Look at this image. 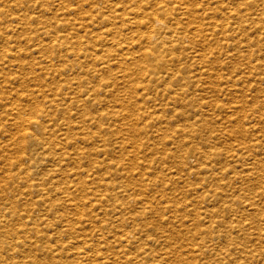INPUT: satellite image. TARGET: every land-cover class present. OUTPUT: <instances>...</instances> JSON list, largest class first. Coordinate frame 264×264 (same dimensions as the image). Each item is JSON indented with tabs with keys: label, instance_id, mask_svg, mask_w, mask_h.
Listing matches in <instances>:
<instances>
[{
	"label": "bare ground",
	"instance_id": "bare-ground-1",
	"mask_svg": "<svg viewBox=\"0 0 264 264\" xmlns=\"http://www.w3.org/2000/svg\"><path fill=\"white\" fill-rule=\"evenodd\" d=\"M56 1L57 6L61 9L59 15L72 16L58 18L55 21H51L48 17H46V12L44 11L42 14V9L39 8L40 5H54L51 0H40L39 2L38 0H13V3L11 4V7L13 8L12 13L21 12L20 16L10 13L8 14L10 16L16 17L29 16L28 21L19 22V20L12 18L4 20L2 18L0 19V107L3 109V111L0 112V143L4 142L1 144L0 150L11 145V149H14L15 153V157H13L15 159L9 160L5 158L3 160L4 166L1 164L2 167H0L1 172L3 173L1 175L2 183L0 184V264H171V262H175V260V264H178L180 260L186 258V256L182 255L183 250L179 248L184 246H182L180 242L176 241L182 237V235H179L177 239V234L182 230L180 229L179 231L178 229L176 234H168L169 232L167 233L169 235L168 239L170 242L166 244V249H164L166 245L163 242L168 235L165 234L166 237L164 239L162 238L163 236H160L163 239V242L162 240H160L161 242H158H160V245L164 247L161 250V254L158 252V249L160 248H157L155 251H157L158 254H156L153 253L154 248H151L153 252L151 249H147L151 246L145 247L142 245V242L136 243L138 241L144 240H141L142 238L140 239L139 235L136 233L133 235V231L131 234L129 233V231H131L129 230V227H132L131 229H133L134 232L137 230L138 232L140 231L139 229L136 230L133 227L135 225L133 223L135 218H131L132 223L134 224L133 225L129 223L131 226L129 224L127 225L126 221L124 222L122 219L119 220L121 222L117 224L114 223L115 225L111 224V228L114 229L113 235H111L115 241V244H111V239H105L107 237H105L101 232L102 230L98 232L99 234L96 233L97 235L95 233L89 234L90 236L88 237V240L90 241L87 243V237L85 236H87L89 232L85 231V234L82 232L83 230L79 231L78 229H80L82 226H76L73 221L79 223L81 216L84 214V212H87L86 210L84 211V208L87 206L84 207L83 205L92 198L88 200V197H86L88 192L86 191V194H82V191L85 189V181H88L93 177H90L92 173H86V175L83 177L77 174H83L85 170L84 165L89 160L91 161V152L102 154L103 150H105V147L110 145L118 148L120 147V150L122 151L125 150L126 152L130 153L134 152L136 154L133 155L134 158L135 156L136 158L139 157L137 155H139L141 149L135 150V146H137V142H135V140H138L139 138L133 139L136 137L135 132H133V134L131 133L132 136L135 135L134 137H130L131 141H133L131 144L125 145L123 140L124 137L122 136L124 133L126 135V132H130L126 130H131V132L137 131L133 124L135 125L138 119L149 121L147 125L150 124V122L155 125L157 124L155 130H153L152 137L156 138L159 136V132L162 131V127L164 125V120H159V116L153 117L152 114L154 113H148L149 110H146L147 106L145 107V111H142L143 108L140 109L139 107L141 110L140 113V110L137 108L139 105H137V113H140V118L138 119L131 118L133 116L135 117L136 115L133 112L134 108L132 109L131 107L130 109H127L130 106H136L137 98L139 97L138 95H141V97H143V101L147 102L144 99L146 96L140 92H142L146 86L148 87L150 83L158 85L160 81L164 80L159 76L168 77V79H173L172 77H174L177 81L178 79H183L184 81L185 79H188V81H192L196 74H207V72H209L210 68L207 64H203L201 66L199 65L205 60L211 61V57L209 55H211L213 52L218 53V57H220V55L223 56L220 61H218L219 68L217 67V69H226L228 67L227 60H230L233 55L242 54L240 56L243 58L240 60V63H242L244 59L247 62V66H244V69L250 72L252 70H261L260 72H264V59L260 62H255L258 55L261 53L264 54V46L259 45L258 48L253 49V47L257 46V43L259 44V42L264 44V0H241L242 2L240 1V6H242V8L235 5L232 6L233 4L229 5L228 3H220L221 5L217 4L206 7V12L201 11L202 8L200 7V2L203 0H118L116 2L114 0H95L94 5L89 4L88 1L85 2L82 0L81 3L77 4L76 6H71V1L74 0ZM231 1H235L236 3L238 2L239 4V0ZM250 7L252 9L254 8V11L252 9L248 10ZM33 13L38 14L32 15ZM8 14L4 9V5H0V15L8 16ZM40 17L43 18L42 20H45L46 18L48 20H41L42 25L31 26V24L36 20L33 18ZM10 21L15 22V25H13L14 30L18 31L19 35L8 36L9 32H14L13 29L8 27V22ZM21 22L25 23L21 24ZM250 26L259 32V34L256 36L253 47L249 46L248 41L244 44H241V39H248L246 33H248L247 28ZM24 34L27 35L22 38L24 43H10L12 41L10 38L20 40L17 37ZM210 42H213L214 45L211 46ZM244 47H247L248 49H243ZM204 49L208 50L203 51ZM246 51L248 52L247 54ZM174 53L177 55H172L169 57L170 54ZM167 55L168 58H166ZM245 55H249L250 57H245ZM26 57H29L30 59L25 60ZM129 59H132L133 62L136 61L138 63H136L134 66H130L126 63V61ZM191 62L195 63V67L197 64V66L201 69L192 68ZM262 64L263 66H261ZM169 66L174 68V72L166 70L169 68ZM238 70L239 68L237 71ZM237 71L235 72L237 73ZM239 71H241L239 74L243 73L241 69ZM242 77L243 76L239 78L243 79ZM239 78L236 80L233 78V80L237 82ZM258 78H260V76ZM179 81L180 83L182 82V80ZM235 81H232V83H235ZM180 83H178V86ZM118 85H122V88L124 89L119 90L120 87ZM171 89L173 90V87H171ZM179 89H182V86H180L178 90ZM162 90L165 89L163 88ZM5 91H8L9 94L3 95ZM121 91H123V96L119 97L118 93ZM159 91L160 90L158 89V92ZM161 93L163 92L161 91ZM165 96L168 97L167 92L165 93ZM159 105L161 107L162 104ZM149 107H151V105ZM165 107L163 106L160 110H165ZM257 121L258 120H256V122ZM205 122L208 124V120ZM144 124L141 126H144ZM165 124L167 125V123ZM182 124L177 130L173 128L171 129L174 130V133H181L180 131H182L184 135H187L188 137H191L194 135V133H197L194 128L187 129L185 128L186 125L182 126ZM130 126H132L131 128L134 127L133 130L129 128ZM167 126L163 128H167ZM209 126H211V124ZM254 126L256 125H252V127ZM209 128L211 129V127ZM187 131L191 133L186 134ZM138 132L136 133L138 134ZM140 133H142V131H140L138 135H140ZM204 133H206V131ZM211 133H209L207 138L205 136V140H203L199 135V139L201 138L203 142H205L203 145L199 144L201 142L198 140L194 141L193 144L191 141V147L184 149L183 151L178 152L177 155L173 156L176 158V162L173 160L174 164L177 163L178 166L185 165L183 167L189 168L187 165V160L189 157L188 154H193L196 159V166L195 169H190L192 170L193 174L192 178L191 172L187 171L185 173L187 177L184 178L182 176L183 178H181L178 176L180 177L178 179L179 181L184 180L183 183L185 185L187 184L186 190L188 194L192 193L193 195L199 193L201 190H204L205 194L203 196H209V199H213L218 195H222V193H218L223 190V188L220 190L221 188L219 189L218 186L214 187L216 180L214 182L213 180L217 179L216 173L219 174L221 171L217 170L216 172L218 166L216 161L218 153L216 150H212L216 135L213 134V132ZM117 134L120 136L118 135L119 137L116 138L115 135ZM227 136L230 137L229 134H227L225 137L226 139ZM181 139H184V137ZM181 141H183V144L189 142L188 139ZM80 142L82 144H80ZM134 142L136 145L133 146ZM68 143H70L69 145L71 146H68L69 148L66 147ZM86 143H90L93 146L89 147L90 145H86ZM140 143L138 144L140 145ZM179 143L182 142L179 141ZM144 144L145 142L143 145ZM146 144L145 146H142L145 148ZM229 145H231L230 141ZM240 146L238 149H241ZM6 149L9 148L7 147ZM110 149L111 148H109V150ZM151 149L153 150V148ZM109 150L107 149L106 152ZM245 150H248V148L246 149L245 147ZM68 152L76 155V161H71L69 165H71L72 162H75L74 165H71L68 168L64 167L62 170L61 166H66L67 160L69 159ZM112 152L113 151L111 150V154ZM147 153H150V151ZM120 155H123L122 152ZM106 156L104 157L107 158ZM128 156L126 158H128ZM71 157L70 159H72ZM145 157L147 160V156ZM145 157L143 158L145 159ZM93 158L95 157L93 156ZM105 158L103 159L101 157L100 159H103L104 161L108 159ZM112 159L113 157L110 159L111 162H113ZM144 159L143 162L145 161ZM117 163H119L118 160ZM220 163L221 162H218V164ZM251 163L253 164L254 162L252 161ZM87 164L89 165L90 163ZM111 164L114 165V163ZM91 165L93 166L94 164L92 163ZM136 165L135 168L137 167ZM37 166L39 167L38 169H36ZM92 166H90V171ZM105 166L107 167V164ZM124 166L125 165H123V168ZM183 167H180L181 170H184ZM261 167L263 166L261 165ZM118 168L117 171L119 170ZM99 169V164L94 165L93 173H96ZM181 170L180 172H183ZM101 172H103V170ZM105 172L107 171H104L103 174H107L108 176V173ZM98 174L100 177V173ZM123 174L126 175L125 173ZM262 174H264V172ZM71 176L73 177L71 178ZM94 176L96 175L94 174ZM164 177L162 180H164ZM110 178L111 177H108L106 179ZM113 178L115 177L113 176ZM218 178L220 179V175ZM96 180L98 181L97 177ZM175 181H177V179ZM178 182H176V184ZM108 184H110V182ZM106 185L105 187L107 188L108 186ZM126 186L128 187V185ZM129 189H131V187ZM134 190L132 192H137ZM119 191L122 193V196H125L128 193L127 189L124 187L119 189ZM109 192H107L106 195H108ZM112 193L114 194V192ZM224 193L226 194V192ZM164 194L165 192L161 191V196L164 197ZM54 195L55 197H53ZM91 195L94 197V204H92L93 202L89 203L88 207H92L93 205H101L103 199L106 198L105 195L102 197L99 192L98 194L91 192ZM128 196H130L129 193ZM161 196L159 195L158 198ZM199 196L201 195L199 194ZM11 197L14 199H11ZM140 197L139 195L136 197L135 194L134 198H139L136 199L139 202ZM123 198L125 199V197ZM115 199L118 201V198H113V200ZM119 199H121V197ZM19 200H21L19 203L12 204L13 201ZM55 200L58 202L57 206L67 210L70 209L72 216H75L74 219L70 216V214H68V216L63 210V213L59 212L60 214L58 215L57 210H53L55 207ZM110 201L111 200H109V202ZM164 201V204H162L161 200L156 199L153 196V198L147 201V203L143 202L146 203L145 206H142L144 210H141L144 211V213L139 212L140 216L141 213L143 214L142 216L144 220H142L146 222V220H148L147 218H151L152 213L161 215L160 213L163 214L168 212L170 215L177 211L178 207L175 205L177 200H173V202L169 204H167L169 201L167 198ZM118 204L120 205V203H114V209L118 206ZM194 204L192 206H194ZM244 204L246 203L244 202ZM127 205L128 204L126 202V205L123 204V207ZM184 206L185 205L182 207ZM97 207L99 208V206ZM186 207L187 205L184 207L185 209H183L186 210ZM203 207L204 206H202V208ZM250 207L252 208V206ZM119 209L123 210L120 207ZM202 210H204L203 213L206 212V208ZM53 211H56V216L52 213ZM112 211L110 210L109 213ZM123 212L124 211H122L120 214L123 215ZM214 212L216 211L214 210ZM130 213L131 212H129V214ZM112 214L109 215L111 216ZM176 214L177 213H175V215ZM133 215L134 213L132 216ZM153 215L155 216V214ZM104 216H106V214ZM104 216L99 218H102L103 220L105 218ZM110 216H108V220L111 218ZM214 216V220L206 219L208 220L207 226L209 227H203V229H205L204 231L210 232L209 230L211 228L213 229L219 225L221 228L222 225L224 226V220L221 219L223 216L221 215L218 220H216V218H218L217 214ZM165 217H167V215ZM203 217L206 216L203 215ZM203 217L201 218L200 215V218L205 220ZM200 218L195 219L199 221ZM113 219L117 218H114L113 216ZM113 219L111 218L110 220ZM127 219L129 218H126V220ZM158 219L156 218V221ZM13 220L16 222L11 223ZM142 220L141 222H138L137 220V222L142 223ZM50 221L52 225L50 229L51 231L47 230L46 228L48 222ZM89 221L92 220L90 219ZM103 221L105 222V220ZM114 221L116 222V220ZM156 221H154V228L152 227V230L157 228L160 231L163 223L160 220H158V222ZM164 223L168 224L169 222L164 221ZM194 223L198 224V222L195 221ZM226 223L228 222L226 221ZM236 223L238 225L240 222L238 221ZM90 224L91 223H89V226H91ZM79 225H81V223ZM100 225H98V230L102 228L105 229L104 226ZM170 225L172 224H169V226ZM191 225L192 227L190 225L189 226L193 228V223H191ZM241 225L243 226L245 223H242ZM248 225L249 224H247L246 228H250ZM98 226L91 228H97ZM228 226L229 225H227V227ZM106 227H108V225ZM109 227L107 228L108 230L111 229ZM171 227H173V225ZM219 228L220 227H217V230H219ZM145 229L146 227H144L143 231L146 232L148 228L146 230ZM197 229L199 230L200 227L197 228L196 225L195 230ZM222 229L224 230V228ZM195 230L193 229V231ZM143 231H141L142 234H147L143 233ZM161 231L163 230L161 229ZM193 231H191V233ZM200 231L202 230L200 229ZM187 232L188 234H191L190 230ZM187 232L185 234H187ZM197 232L195 231V233ZM73 233L75 236H73ZM181 233H183V231ZM211 233H209L210 235H207V238H204L208 240L205 241V244L203 243L202 245H198V242V244L196 242L194 243L196 244V247L191 248L190 257H192L191 260H187L188 258L186 259L187 264H196L195 262L200 260V258L196 260L195 257H200L202 247H204L205 250L210 253L211 256H208L211 260L210 263L245 264L244 261L236 260L241 258L235 257L236 259H234L233 254L240 253L244 254L241 255L243 258L249 257L251 253L249 250L250 248L247 249L248 247L246 246H239V244L231 242H226L227 244L225 243L221 245L220 241L224 236L218 235L216 231V235L213 234V232ZM63 234H65V238L62 237ZM81 234V239L84 241L80 244H86V246L83 245L85 248L82 247V250L80 248L82 245L79 246L77 244L79 241L77 240V242H75L76 237H80ZM148 234H150V232H148ZM158 235L159 234H157V236ZM161 235H164L163 232ZM157 236L155 238L156 240L159 237ZM145 237L146 236H144V238ZM204 237L206 236L204 235ZM225 237H227V235H225ZM170 238L174 240H171ZM188 239L189 238H187V240ZM165 242L167 243V241ZM206 242L208 243L206 244ZM99 244H102V246L108 244L110 247H104L107 249L110 248L111 252L110 250L109 253H106L105 251L101 252L100 250L103 247L100 246V248ZM187 245L188 244H186V247ZM186 250L188 251V249ZM90 252H93L94 254H91ZM203 253L204 252H202V255ZM188 254H190V252ZM91 256L93 257L91 260H89ZM205 256L203 255L202 257ZM98 258H100L101 261H93H96ZM255 260H257V258H255Z\"/></svg>",
	"mask_w": 264,
	"mask_h": 264
},
{
	"label": "rangeland",
	"instance_id": "rangeland-1",
	"mask_svg": "<svg viewBox=\"0 0 264 264\" xmlns=\"http://www.w3.org/2000/svg\"><path fill=\"white\" fill-rule=\"evenodd\" d=\"M39 1L40 0H38V2ZM81 1L82 0L71 1V6H76L77 4L81 3ZM84 1L85 2L88 1L89 4L94 5V1L95 0H84ZM114 1L116 2L118 0H114ZM226 1H228V2H226ZM240 1L241 0H239V4H238V2L236 3L235 1H231V0H203L202 2H200V7L202 8L201 11H204V12L207 11L206 7L217 5V4L221 5L220 3H223V4L224 3H228L229 5L233 4L232 6L235 5V6H239L240 8H242V6H240ZM51 2L54 5H49V6L40 5V7H39L40 9H42V11H41L42 14L45 11L46 12V17H48L51 21H55L58 18H64V17L72 16V15H66V16L59 15V12L61 11V9L57 6V1L56 0H51ZM12 3H13V0H0V5H4V9L6 10L7 14L10 13V14H13V15H19L20 16L21 12L12 13V11H13L12 10L13 8L11 7ZM251 9H252L251 7L248 8V10H251ZM207 13H209V12H207ZM37 14L38 13H33L32 15H37ZM54 14H56V15H54ZM1 18L3 20L12 18V19H15V20H19V22H20V21H28L29 16L16 17V16H10L8 14V16L0 15V19ZM33 19H36V20H35V22H33L31 24V26L42 25L41 24L42 21L48 20L47 18L45 20H42L43 19L42 17L33 18ZM23 23H25V22H21V24H23ZM13 25H15V22H12V21L8 22V27H10V29L14 30V26ZM247 31H248V33H246V35H247L249 40L243 38V39H241V44H244V43H246L248 41L249 46L253 47V45L255 43V40H256V36L259 34V32H257L256 29H254L252 26L247 28ZM10 35L17 36V35H19V32L14 30L13 33H10V32L8 33V36H10ZM25 36H27V35L24 34V35L18 36L17 38L20 39V40H15L14 38H10V39H12V41L10 43H15V42L24 43V40L22 38H24ZM210 43H211V46L214 45L213 42H210ZM259 45L260 46H264V44L259 42V44L257 43V46H254L253 49L258 48ZM243 49H248V48L244 47ZM207 50L208 49H204L203 51H207ZM243 53H245V52H243ZM247 53L248 52L246 51V54ZM172 55H177V54L176 53L170 54L169 57H171ZM240 55H242V54L233 55V57L230 60H227L228 67L226 69H221L220 70V69H217L218 63H219L218 61H220V59L223 56L220 55V57H218V53L213 52L211 55H209L211 57V61L210 60H205L202 64L199 65V66H201L203 64H207L208 65L210 70H209V72H207V74L206 73L196 74L192 81H188V79H185L187 84L185 83V81L183 79H178V81H177V80H175L174 77H172L174 79L173 80V79H168V77L159 76V77L163 78L164 80L160 81L158 85L150 83L149 84L150 88H149V86L148 87L146 86V88H144V90H142V92H140V93H143L144 96H146L144 99L148 103L143 101V97H141V95H138L139 97L137 96L138 98H137L136 106H130V107L127 108V109H130L131 107H132V109L134 108L133 112L136 115H138V116L135 115V117L133 116L131 118H136V119L140 118L139 117V114L141 113L140 109L143 108L142 111L143 110L145 111V107L147 106L146 110L147 111L149 110L148 113H154V114H152L153 117L159 116V120H162V121L164 120L163 124L165 126H167V125L168 126H167V128H163V127H165L163 125L162 131H161L162 133L159 132V136L156 137V138L152 137V134H153V130H155L157 124L155 125L152 122H150V124L147 125V123L149 121H145L144 120L145 121L144 122L142 119H138L136 124L135 125L133 124V126H135V129L137 131H132L131 132V130H126V131H130V132H126V135H125V133L122 135L124 137L123 140H124V144L125 145L131 144V142L133 143V141H131L130 137H134L135 135H136V137H134L133 139H136V138L139 137L138 140L137 139L135 140V142H137V146H135V150L141 149L140 150L141 152L139 153V155H137V156H139V157H137L138 160H137L136 156L134 158L133 155H136L134 152L130 153V152H126L125 150L122 151V150H120L121 149L120 147L119 148L118 147H114L113 145L105 147V150H103L102 154L91 152V154H90L91 161L89 160L87 163H90L89 164L90 166H92L91 165L92 163L94 165L99 164V166H100L99 170H101V171L103 170V172L107 171L105 173H108V176H107V174L104 175L103 172H101L99 170L96 173L95 172L93 173L94 165L92 166V169H91L92 172H91L90 171L91 167L87 163L84 165V167H85L84 169L85 170H84L83 174H81V173L77 174V175H81L83 177V176L86 175V173H92V175L90 177H93V178H90V180L85 181V189L83 190L84 192L82 191V194L83 193L86 194L88 192V194H86V197H88V200L90 198H92V199L89 200L90 202L88 201V202H86L83 205L84 207L87 206V207L84 208V211L86 210L87 212H84V214H83L84 216L85 215L86 216L84 217L82 215L81 218L82 217L83 218H82V220L80 218L79 223H77L76 221H73V223L76 226H79V227L82 226L80 229H78L79 231L83 230L82 232H84L85 234H86V232H89L87 234V236H85V237H87V243L90 241V240H88V237L90 236L89 234H94V233L95 234L96 233L99 234L98 232L100 230H102L101 232L104 234L105 237H107L105 239H108V240L111 239L112 240L111 244H115V241H114V239L112 237L114 229L111 228L112 227L111 224L115 225L114 223L117 224V223L121 222L119 220L122 219V221H124V222L126 221L127 225L129 223H131V224L134 223L137 226L136 227L133 224L134 225L133 226L134 229H136V230L139 229L140 230L139 231L140 234H139L138 230L137 231L135 230L136 232H134V230L131 229L132 227L131 228L129 227V230H131V231H129L130 234L133 231V233H132L133 235H135V233H136L137 235H139L140 239L142 238L141 240L144 239L143 240L144 242L143 241H138L136 243H141L142 242V245L145 246V247L151 246L150 248H147V249L149 250L151 248L152 249L154 248L153 249L154 252H153L152 249L151 250H152L153 253H156V254H158V252H160V254H161L162 253L161 250L164 247V246L162 247V245H160V242H161L160 240H162V242H163V239L166 237V235L174 234V233L176 234V232H178V229H179V231L181 229L184 234L181 233L182 231L179 232L180 234L179 233L177 234V239H178L179 235H182L183 238L180 237V239H178L176 241L180 242L182 244V246L185 247V249H184V247H179V248L181 250H183L182 255L186 256V258H184L183 260H180V262L178 261L179 262L178 264H181V263L187 264L186 259L188 258L187 260H191V257H192V256L190 257L191 248L196 247V244H194V243L198 242L199 243V244L197 243L198 245H202L203 243L205 244V241H208V240L204 239V238H207V235L209 233H211V232H213V234H215V235H216V233H218V235H223L224 236V237L221 236V237H223L221 239V241H220L221 245L225 244L226 242H228V243L231 242V243L239 244V246H246V247H248L247 249L250 248L249 250L251 251V253H250L249 257L243 258L241 255H244V254L235 253V254H233L234 255V259L241 258V259H236V260L244 261L245 264H264V230H263L264 229V174H262L264 172V72H260L261 70H256V71L252 70L250 72V71L244 69V66H247V62L244 59V61L242 63H240V60L243 58ZM245 57H250V56L249 55H245ZM166 58H168V55L166 56ZM29 59H30L29 57L25 58V60H29ZM263 59H264V54L261 53L260 55H258V57L255 60V62H258V61L260 62ZM180 62H181V60H180ZM126 63L128 65H130V66H134L138 62H136V61L133 62L132 59H129V60L126 61ZM194 64L195 63L191 62V67L198 69L199 67L197 66V64H196V67H195ZM261 66H263V64ZM238 68H239V70L241 69L243 71L242 74H239L241 71H239V70L237 71ZM199 69H201V68H199ZM166 70L174 72V68L172 66H169V68L166 69ZM235 71H237V73ZM236 74L240 75V76H237ZM257 75H258V77L260 76V78H258ZM241 76H243L242 77L243 79L239 78ZM233 78L235 80L237 78H239V79L236 82L235 80H233ZM261 78H263V79H261ZM136 79H134V80H136ZM256 79H258V80H256ZM172 80H173V82H172ZM179 80H182V82L180 83ZM232 81H235V83H232ZM178 83H180L179 86H178ZM118 86L120 87L119 90L124 89V88H122V85H118ZM180 86H182V89L178 90V88ZM162 87L166 91L162 90L163 89ZM171 87H173V90L171 89ZM158 89L160 90L159 92H158ZM139 90H140V88H139ZM161 91L163 93H161ZM122 92L123 91L120 92L121 94L118 93L119 97L123 96ZM166 92L168 93V97L165 96ZM8 94H9L8 91H5L3 95H8ZM149 104L151 105V107H149L150 106ZM159 104H162L161 107H160ZM137 105H139V106L137 107ZM140 105H142V106H140ZM152 105H153V110H152ZM165 105H166V107H165ZM163 106L165 107V110L164 109L160 110V109H162ZM117 107H119V106H117ZM136 107L138 109L140 107V109H139L140 113H137V108ZM2 111H3V109H1V107H0V112H2ZM212 114H213L214 117L212 116ZM211 116H212V119H211ZM209 118H210V120H209ZM139 120H141L143 123L141 121H139ZM177 120H178L179 123L177 122ZM204 120L205 121L208 120V124ZM252 120H254L255 122H256V120H258L257 121L258 123L257 122L255 123ZM182 122H183V124H182ZM165 123H167V125ZM180 123L182 124V126L183 125L189 126V127L185 126V128H187V129L188 128L189 129L190 128H194L197 133H194V135L191 136V137H188L187 135H184V133L182 131H180V132L183 133V134H181L179 132H177V133L175 132L174 133L173 129H175V130L179 129L180 128L179 126H181ZM209 123L211 124V126H209L210 125ZM143 124H144V126H141ZM254 124L256 126L252 127V125H254ZM174 126H176V127H174ZM208 126L211 127V129ZM131 127L132 126H130L129 128L133 130L134 127L133 128H131ZM138 127H140V128H138ZM171 128H173V129H171ZM140 129H142V130H140ZM144 129H145V131H144ZM149 130L152 131V132H150ZM138 131L139 132L142 131V133H140V135H138L139 134ZM205 131H206V133H204ZM210 131L213 132V134L216 135L215 142H214L213 147H212V150H216V152L218 153V156H217V159H216L217 165H218L217 169H216V172L218 170V171H221V173H222V174L221 173H219V174L216 173V178L217 179L213 180V182L216 180L215 183H214V187L218 186L219 189L221 188L220 190H222V188H223L222 191L218 190V191H220L218 194L222 193L223 196L220 195L221 196L220 197L218 195V196H216L213 199L211 197H210L211 199H209V196L205 197L206 195L203 196L205 194L204 190H201L199 193H196V194H193V195H192V193H189V194H191V195H189L187 190H186V188H187L186 185L187 184L185 185L183 183L184 180L183 181L182 180L179 181V179H178L180 177L181 178L187 177L185 175V173L187 171L191 172V178H192L193 174H192V170H190V169H192V168L195 169V166H196L195 165L196 164V159H195V157L193 156L192 153L188 154L189 157H188V160H187V165L189 166V168L188 167L187 168L183 167L185 165H181L183 167V169H184V170H181V168H180L181 166L180 165L178 166L177 163H175L176 164V168L178 169L177 170L175 168V164L173 163L174 161L176 162V158L173 157V156L177 155L178 152L183 151L184 149H187V148L191 147L194 141L198 140V141L201 142L199 144L203 145V143H205V142H203V140H205L207 138V136L209 135V133H211ZM133 132H135L134 136L131 135V133L133 134ZM136 132H138V134ZM127 133H130V134H127ZM147 133H148V135H147ZM190 133L191 132H189V131L186 132V134H190ZM226 133L229 134V136H230V137L227 136L228 140L225 138L226 135H227ZM118 135L119 134L115 135L116 138L120 136V135L119 136ZM199 135L201 136V138L203 140L201 138L199 139ZM125 136L128 137L129 139L126 138ZM140 136H141V140L142 141L140 140ZM144 136H145V138H144ZM205 136H206V138H205ZM149 137H150V139H149ZM183 137H184V139H188L189 142H186L185 144H183V141H181V140H184V139H181ZM129 140H130V142H129ZM146 141L147 142L149 141L148 142L149 144ZM179 141L182 142V143H179ZM191 141H192V144H191ZM229 141H230L231 145H229ZM135 142H134L133 146L136 145ZM144 142H145V144L147 143L145 148L143 147V146H145V144L143 145ZM3 143L1 142L0 146ZM138 143H140V145ZM69 144L70 143H68L66 147H68V146L71 147ZM80 144H82V143L80 142ZM8 145H9V143H8ZM86 145H90L89 147L93 146L90 143H86ZM230 146H231V148H230ZM239 146L241 147V149H238ZM242 146H243V148H242ZM244 146L246 147V149L248 148V150H245ZM7 147L9 149H6ZM108 147L111 148V149L109 150ZM6 148L0 150V167H2L1 164H3V166H4L3 160L5 158L9 159V160L10 159L11 160L15 159V158H13V157H15L14 149H11V145L6 146ZM114 148L117 149V150H115ZM151 148H153V150ZM107 149L109 150L108 152H110V153L106 152ZM111 150L113 151L112 154H111ZM148 151H150V153H147ZM121 152H122L123 155H120ZM125 154H127V155H125ZM128 154H129V156H128ZM103 155L104 156L107 155L106 157L108 159L105 158ZM108 155H110V156H108ZM141 155L143 157L147 156V160L148 161L146 160V157L144 159ZM68 156H69V159L67 160L66 166H63V167L61 166V169L62 168L64 169V167L68 168L71 165H74L75 162H72L71 165H69V164L71 163V161L75 160V156L76 155H74L72 153H69ZM71 156H73V157H71ZM93 156L95 158H93ZM127 156H128V158H126ZM150 156H151L152 159L150 158ZM70 157L73 160L70 159ZM101 157L103 159L105 158L107 160H105V161L103 159L101 160L100 159ZM111 157H113V159H112L113 162H111V160H110ZM132 157H133V159H132ZM142 158L145 160L144 162H143ZM173 158H175V159H173ZM117 160H118L119 163H117ZM252 161L254 162L253 164L251 163ZM218 162H221V163L218 164ZM105 163L107 164V167L105 166L106 165ZM111 163H114V165H112ZM116 163H117V165H116ZM131 163H132V165H131ZM136 163H137V165H136ZM123 165H125L124 168H123ZM135 165L137 166L136 168H135ZM261 165L263 167H261ZM113 166H115L116 168L113 167ZM111 167H112V169H111ZM38 168L39 167L37 166L36 169H38ZM117 168L119 169L118 171H117ZM260 168H262V169H260ZM120 169L123 170V171H121ZM128 169H129V171H128ZM133 169H134L135 172L133 171ZM109 170H110V172H109ZM180 170L183 171L184 173L180 172ZM257 170H258V172H257ZM113 171L114 172L116 171V172L114 173ZM98 173H100V177L101 178L99 177ZM123 173H125L126 175H124ZM2 174L3 173L1 172V169H0V184L2 183V180H1V175ZM94 174L96 176H94ZM112 174L117 179L113 178ZM139 174H142V175H139ZM119 175L122 176V177H120ZM219 175H220V179L218 178ZM178 176H180V177H178ZM221 176H223V177H221ZM72 177L73 176H71V178ZM96 177H97L98 181L96 180ZM108 177H111V178L110 179H106ZM163 177H164V180H162ZM175 177H176L177 181H175L176 180ZM200 177H202V176H200ZM102 179H104V180H102ZM95 180H96V182H95ZM108 180H109L110 184H108L109 183ZM188 180H190V179H188ZM195 181H197V180H195ZM200 181H201V178H200ZM75 182H76V180H75ZM92 182H93V184H92ZM106 182H107V185H106ZM133 182H134V184H133ZM176 182H178V183L176 184ZM117 183H118V185H117ZM122 183L125 184V185H123ZM103 184H104V186H103ZM105 185L108 186V187L106 188ZM121 185H122V187H121ZM126 185H128V187ZM133 185H135L136 187L133 186ZM87 186L90 187V188H88ZM98 186H100V187H98ZM174 186H175V188H174ZM123 187L127 189V192L129 193L130 196H128V193L125 196L121 195L122 193L119 191V189H121ZM130 187H131V189H129ZM134 187L135 188L138 187V188L136 190H134L135 189ZM172 188L175 189V190H173ZM132 189L134 191H137V192H135V193L132 192L133 191ZM116 190H118L119 192L116 191ZM97 191L99 192V194L102 197H103V195L106 196V198H104L103 201H102V204H101L102 206L101 205H97V206H99V208L97 206H94V205L92 207H88L89 206L88 204L92 203L94 201L93 200L94 197L91 195V192L94 193V194H98ZM138 191H140L141 194H143V195H141L140 192H138ZM161 191L165 192L164 197L161 196ZM173 191H174V193H173ZM107 192H109L108 195H106ZM112 192H114V194ZM115 192L116 193L118 192L117 193L118 196L117 195L115 196V194H116ZM184 192H186V193H184ZM224 192H226V194ZM103 193H105V194H103ZM137 193H139V194H137ZM135 194H136V197L138 195H139V197H140V195H141V197L143 196L142 198L140 197L141 201L139 200V202H138V200H136V199H139V198H134ZM173 194H175L176 196L173 195ZM199 194L201 196H203V197L199 196ZM159 195L162 198L161 197L158 198ZM162 195H163V193H162ZM153 196L156 199L161 200L162 204H164L163 201L166 198H167V200H169L167 204L173 202V200L174 201L177 200L175 205L178 207V209H177V211L175 213H177L178 216H177V214L175 215V213L169 215L168 212H165L163 214L160 213L161 215H159L157 213H152L153 217L151 216V218H147L148 220H146V222L143 221L144 220L143 216H142L143 214L141 213V216H140L139 212H143L144 213V211H141V210H144V208L142 206H145L147 201L152 199ZM53 197H55V195ZM112 197L113 198H115V197L118 198V201H117V199L113 200ZM120 197H121V199H119ZM123 197H125V199ZM129 197H130V199H129ZM147 197L150 198V199H148ZM11 199H14V198L11 197ZM105 200H106V202H105ZM109 200H111V201L109 202ZM129 200L130 201L133 200L132 202L134 204L132 202H130ZM183 200H184V202H183ZM190 200H194V201H190ZM20 201L21 200L13 201L12 204H17ZM187 201H190V202H187ZM103 202H105L106 205ZM126 202H127L128 205L123 207V204L126 205ZM143 202H146V203H143ZM178 202H179V204H178ZM244 202L246 204H244ZM54 203H55V205H54L55 207H54L53 210H57V214L58 215L60 213H63V211H64L67 215L70 214V216L74 219L75 216L74 215L72 216V214L70 213V211H71L70 209L67 210V209L62 208L60 206H57V204H58L57 200H55ZM114 203H116V204L120 203V205L118 204V206L115 207V209H114V206H113ZM92 204H94V202ZM193 204H194V206H192ZM225 204H226V206H225ZM247 204H249V205H247ZM183 205H185V206L187 205L186 210H184L185 206L182 207ZM201 205L204 206V207L202 208ZM250 206H252V208ZM29 207H31V206H29ZM94 207H96V208H94ZM119 207L122 208L123 210L119 209ZM137 207H139V208H137ZM195 208H197V209H195ZM205 208H206V212H205L206 214L203 213L204 210H202V209H205ZM112 209H113V211H112ZM110 210L113 212L114 215L112 214V212L109 213ZM183 210H184L185 213L183 212ZM189 210H191V211H189ZM214 210L216 212H214ZM122 211H124L123 215L120 214V213H122ZM129 212H131V213L129 214ZM190 212H192V213H190ZM198 212L200 213L201 218L203 217V215L206 216V217H203V218H205V220L200 218V215H199ZM52 213L55 215L56 211H53ZM133 213L135 215V216L133 215L134 217L132 216ZM213 213L217 214L218 218H216V220H218L221 217V215L223 216V217H221V219L224 220V226L222 225V228H224V230L219 225V226H217V227L221 228V229L219 228V230H217V227H214L213 229L212 228L211 229L208 228V229H210L209 230L210 232L204 231L205 229H203V227H206V228L209 227V226H207L208 225V220H210V219L214 220L215 219L214 217H216V216H214L215 214H213ZM87 214H88L89 218L87 217ZM105 214H106V216H104ZM109 214H112V215L110 216ZM137 214H138V216H137ZM153 214H155V216ZM164 215L165 216L167 215V217H165ZM208 215H209V217L210 216L211 217L209 218ZM103 216L105 217L103 220H105V222L107 221L106 223H108V224H106L102 220V218L101 219L99 218V217H103ZM108 216H110L112 219H113V216H114V218H117V219L110 220L111 218H109V220H110L109 221L108 220ZM130 216H132V217H130ZM158 216H160V217H158ZM172 216H173V218H172ZM148 217H150V216H148ZM194 217L197 218V219L200 218L199 221L197 219H195ZM85 218H86V220H85ZM96 218L100 219V220H97ZM126 218H129L130 220L129 219L126 220ZM131 218L132 219L135 218L133 220V223H132V219ZM154 218H155V220H154ZM156 218L157 219L159 218L158 220H160V221H162V220H164L166 218L164 221L169 222L168 224H166V223H164V221H162L163 225H162L161 229L163 231H161V229L159 231L157 228L152 230V227L154 228L153 224L155 223L154 221H156ZM193 218H194V220H193ZM88 219L89 220L91 219L92 221H89ZM206 219H208V220H206ZM114 220H116V222ZM137 220H138V222H141V220H142V223H138ZM158 220L156 222H158ZM180 220H181V222L183 220V222L181 223ZM94 221H97L98 223L94 222ZM194 221L198 222V224L194 223ZM226 221L229 224L226 223ZM238 221L240 222L239 223L240 225L238 224L239 226L236 223ZM14 222H16V221L13 220L11 223H14ZM241 222L243 224L245 223V225L242 226ZM80 223H81V225H79ZM86 223H88V224H86ZM89 223H91L90 224L91 226H89ZM136 223H138V224H136ZM143 223H144V225H143ZM177 223H178V225H177ZM191 223H193V228H191L192 227ZM100 224L102 226H104L106 230L104 228L98 230V228H99L98 225H100ZM131 224H129V225L131 226ZM148 224H150L151 226L148 225ZM169 224H172L173 227H171L172 225L169 226ZM195 224L197 225V228L200 227V229L202 231H200V229L199 230L198 229L195 230L196 229V225ZM247 224H249L248 227H250V228H246ZM107 225H108V227L110 226L109 228H111V229L108 230L107 229L108 227H106ZM227 225H229L228 226L229 228L227 227ZM96 226H98V227L97 228H91V227H96ZM165 226L167 227V229H166ZM51 227H52V225H51V221H50V222H48L46 228H47V230H50ZM144 227H146V229L148 228L147 230L145 229L146 232L143 231ZM187 227H189L190 229L187 228ZM241 227H243V228H241ZM168 228H172V229H168ZM193 229L196 232L198 231L199 233L198 232H197L198 234L195 233V231H193ZM225 229H226V231H225ZM170 230H171V232H170ZM186 230L187 231L190 230V233H191V231H193V232L191 234H188V232ZM141 231H143V233H147V234H142ZM215 231H216V233H215ZM217 231H219V232H217ZM148 232H150V234H148ZM162 232H163L164 235H161ZM186 232H187L188 235L185 234ZM151 233H153V234H151ZM257 233H258L259 236L257 235ZM157 234H159L158 235L159 237L163 236L162 237L163 239L161 237H160L161 238L160 239L157 236ZM190 235H192V236L194 235L193 238ZM204 235L206 237H204ZM225 235H227V237H225ZM73 236H75L74 233H73ZM144 236H146V237L144 238ZM149 236L152 237V238H150ZM156 236L159 238V240H158V238H157V240L155 239ZM199 236L201 237V239L203 241L200 239ZM62 237L65 238L66 237L65 234H63ZM168 237H169V235L164 239L163 243H165V245L168 244V242H170ZM81 238H82V234H81L80 237H76V239L75 238H72V239H75V242H77V240L79 241L77 244L79 246L82 245V246H80V248L82 250L85 247H83V245H84L83 243L80 244L81 242L84 241ZM187 238H189V239L187 240ZM79 239H81L82 241L79 240ZM171 240H174V239H171ZM182 240H183V242H182ZM145 241L146 242L148 241L149 243L148 242L146 243ZM158 241H160V242H158ZM165 241H167V243ZM94 242H96V241H94ZM207 243L208 242H206V244ZM102 244H99V247L100 246L103 247V248L100 247L101 248L100 251L101 252L105 251L106 253L107 252L109 253V250H110L109 247L110 246L108 244H110V243L105 244L103 246H102ZM121 244H122V242H121ZM144 244H146V245H144ZM186 244L190 245L191 247L188 246V245L186 247ZM84 246H86V244ZM104 246H109L108 247L109 249H107ZM157 246H159V247H157ZM166 247H167V245L164 247V249H166ZM157 248H160V249H158L159 250L158 252L155 251ZM186 249H188L190 254H188L189 252ZM110 252H111V250H110ZM202 252H204L203 253L204 256L205 255H207V256L202 257L203 256ZM233 252H235V251H233ZM90 253L94 254L93 252H90ZM208 253L209 252H207V250H205V248L202 247L201 248L200 257H195L196 260H198V258H200V260L196 261L195 263L196 264H200V263L201 264H213L212 262L210 263L211 260H210L209 257L211 255H210V253L209 254ZM92 257L93 256H91L89 260H91ZM255 258H257L258 261L255 260ZM206 259H208V260H206ZM93 261L97 262V261H101V259L98 258L96 261L95 260H93ZM175 262H176V260H175ZM175 262H171V264H175Z\"/></svg>",
	"mask_w": 264,
	"mask_h": 264
}]
</instances>
